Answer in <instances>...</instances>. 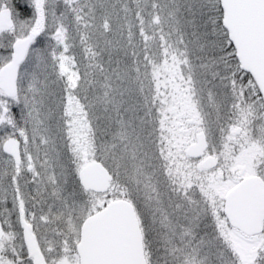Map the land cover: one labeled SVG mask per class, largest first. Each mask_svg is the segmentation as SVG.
<instances>
[{"label":"snow or ice","instance_id":"snow-or-ice-1","mask_svg":"<svg viewBox=\"0 0 264 264\" xmlns=\"http://www.w3.org/2000/svg\"><path fill=\"white\" fill-rule=\"evenodd\" d=\"M0 264H264V0H0Z\"/></svg>","mask_w":264,"mask_h":264}]
</instances>
